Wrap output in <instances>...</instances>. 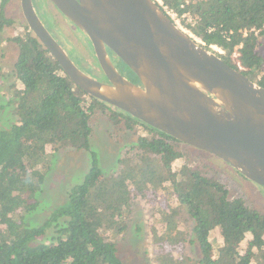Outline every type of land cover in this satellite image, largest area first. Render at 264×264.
<instances>
[{
  "label": "trees",
  "instance_id": "obj_1",
  "mask_svg": "<svg viewBox=\"0 0 264 264\" xmlns=\"http://www.w3.org/2000/svg\"><path fill=\"white\" fill-rule=\"evenodd\" d=\"M8 1L0 0L1 51L2 33L16 26L6 14ZM154 1L166 15L164 7L174 11L201 46L264 88V58L258 51L260 38L264 40V0H161L163 6ZM24 23V30L10 39L19 48L11 73L15 83L10 85L18 122L0 129V264H123L113 235L126 229L137 196L153 200L158 191L176 199L193 220V244L201 256L195 264H264V213L243 198L230 197L226 185L202 169L188 163L175 166L182 158L176 143L183 142L86 94ZM74 27L100 68L88 36ZM235 53L244 70L234 62ZM98 111L149 134L137 142L141 164L125 158L119 161L120 175L104 174L90 143L91 120ZM68 149L89 152L91 167L83 183L70 190L67 202L32 227L20 210L27 200L36 209L52 155ZM54 225L56 234L49 239ZM217 228L224 240L221 247L210 240ZM249 236L252 256L235 249Z\"/></svg>",
  "mask_w": 264,
  "mask_h": 264
},
{
  "label": "water",
  "instance_id": "obj_2",
  "mask_svg": "<svg viewBox=\"0 0 264 264\" xmlns=\"http://www.w3.org/2000/svg\"><path fill=\"white\" fill-rule=\"evenodd\" d=\"M92 44L108 83L72 61L32 0H21L29 30L86 94L218 157L264 190V88L205 49L154 0H50ZM112 51L137 76L126 79Z\"/></svg>",
  "mask_w": 264,
  "mask_h": 264
},
{
  "label": "rangeland",
  "instance_id": "obj_3",
  "mask_svg": "<svg viewBox=\"0 0 264 264\" xmlns=\"http://www.w3.org/2000/svg\"><path fill=\"white\" fill-rule=\"evenodd\" d=\"M156 1L159 3L161 0ZM42 2L33 0L40 19L49 32L54 33L59 40L58 43L70 50L71 53L67 50L66 52L76 66L86 74H90L91 77L93 76L92 78L108 83L96 65L83 34L48 0H42ZM6 14L16 21V26L7 28L2 33L5 42L3 50H0V129L3 130L13 126L16 120L13 113L14 108L7 102L8 94L12 93L10 85L15 83L11 73L19 54L18 46L10 39L22 32L25 24L21 0H9ZM177 25L202 43L180 22H177ZM213 49L221 54L224 53L217 47H213ZM258 51L264 58L263 38L259 40ZM237 58L238 56H233L235 63ZM120 67L128 78L137 82L129 68H126L124 64H121ZM18 84L20 83L18 82ZM119 121L120 118L112 120L101 111L96 112L91 120L93 128L90 138L91 149L96 154L99 167L107 176L120 175L122 166L119 161L125 158L130 159L133 165L141 164L142 154L137 148V142L140 136H149L142 127V129L137 127L135 130H131L126 127L124 122ZM175 149L182 154V158L175 163V166L188 163L192 168L202 169L206 176L214 177L226 185L230 197L243 198L249 205L264 213V190L256 183L241 175L218 157L205 151L183 143H176ZM51 160L52 164L37 197L36 209L32 210L29 200L26 199L25 207L20 210V214L32 227L42 225L49 219L53 211L67 202L68 193L73 187L83 183L92 164L89 152L69 149L54 153ZM154 197L155 199L150 200L148 197L137 196L132 201V212L126 221V229L120 234L113 235L118 256L123 264H195L199 262L200 251L193 244L194 222L190 219L186 209L182 208L176 199L163 195L161 191H158ZM165 212L173 217L168 218V215L163 217ZM168 222L171 224L168 225ZM55 234L56 227L54 225L49 230V239ZM210 240L215 247L223 246L224 240L219 228L211 232ZM249 242L250 236L235 249L238 248L243 254L248 251L252 256L253 252L248 250Z\"/></svg>",
  "mask_w": 264,
  "mask_h": 264
},
{
  "label": "flooded vegetation",
  "instance_id": "obj_4",
  "mask_svg": "<svg viewBox=\"0 0 264 264\" xmlns=\"http://www.w3.org/2000/svg\"><path fill=\"white\" fill-rule=\"evenodd\" d=\"M37 2H39V3H41L42 2V0H36ZM53 6H54V8H56L55 7V5L50 1V0H48ZM32 2H33V0H32ZM42 4H43V2H42ZM33 6H34V4H33ZM35 8V7H34ZM57 9V8H56ZM35 11H36V13H37V15L39 16V14H38V11L35 9ZM57 11L59 12V10L57 9ZM42 12V11H41ZM40 13V12H39ZM43 13V12H42ZM60 14H61V12H59ZM63 16V15H62ZM64 17V16H63ZM40 18V17H39ZM42 21V20H41ZM44 24V23H43ZM46 27V26H45ZM50 27V26H49ZM49 31V30H48ZM51 32H52V30H51ZM53 33V32H52ZM51 33V34H52ZM56 40H57V42L59 41L57 38H56V36L54 35V33H53V35H52ZM65 51L67 50L64 46L62 47ZM108 54H109V56H110V58H111V60H112V62H113V64L115 65V67L117 68V70L119 71V73H121V75H123L126 79H128L129 81H131V82H133L130 78H128L123 72H122V70H121V60L119 59V58H117L114 54H113V52L112 51H110V50H108ZM123 65V64H122ZM100 69V71H101V73H102V75L106 78V76L104 75V73L102 72V70H101V68H99ZM107 79V78H106ZM137 80V79H136ZM107 82H108V80H107ZM133 83H135V84H137V85H141V83H140V81L139 80H137V82H133Z\"/></svg>",
  "mask_w": 264,
  "mask_h": 264
},
{
  "label": "built area",
  "instance_id": "obj_5",
  "mask_svg": "<svg viewBox=\"0 0 264 264\" xmlns=\"http://www.w3.org/2000/svg\"><path fill=\"white\" fill-rule=\"evenodd\" d=\"M159 3H160V5L163 6V3L161 1H159ZM164 8L167 11V15H169L175 21V23L177 24V22H179V20L177 18V14L174 11L169 10L167 7H164ZM245 34H247V32H245ZM234 56H239V54L238 53H235ZM237 65H238V67H239L240 70H244V68L241 66L240 62H237Z\"/></svg>",
  "mask_w": 264,
  "mask_h": 264
},
{
  "label": "crops",
  "instance_id": "obj_6",
  "mask_svg": "<svg viewBox=\"0 0 264 264\" xmlns=\"http://www.w3.org/2000/svg\"><path fill=\"white\" fill-rule=\"evenodd\" d=\"M8 102H7V104L8 105H11L13 108H14V105H13V103H12V101H13V95H12V93H10V95L8 94ZM18 122V119L16 118V120H15V124Z\"/></svg>",
  "mask_w": 264,
  "mask_h": 264
}]
</instances>
